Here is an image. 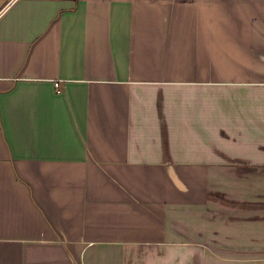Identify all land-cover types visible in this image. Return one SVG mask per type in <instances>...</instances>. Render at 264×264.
Returning <instances> with one entry per match:
<instances>
[{
    "label": "crops",
    "instance_id": "obj_1",
    "mask_svg": "<svg viewBox=\"0 0 264 264\" xmlns=\"http://www.w3.org/2000/svg\"><path fill=\"white\" fill-rule=\"evenodd\" d=\"M1 4L0 264H264V0Z\"/></svg>",
    "mask_w": 264,
    "mask_h": 264
},
{
    "label": "water",
    "instance_id": "obj_2",
    "mask_svg": "<svg viewBox=\"0 0 264 264\" xmlns=\"http://www.w3.org/2000/svg\"><path fill=\"white\" fill-rule=\"evenodd\" d=\"M3 4H4V2H3ZM3 4L0 5V8H1V6H2Z\"/></svg>",
    "mask_w": 264,
    "mask_h": 264
},
{
    "label": "built area",
    "instance_id": "obj_3",
    "mask_svg": "<svg viewBox=\"0 0 264 264\" xmlns=\"http://www.w3.org/2000/svg\"><path fill=\"white\" fill-rule=\"evenodd\" d=\"M56 86H58V83H56Z\"/></svg>",
    "mask_w": 264,
    "mask_h": 264
}]
</instances>
